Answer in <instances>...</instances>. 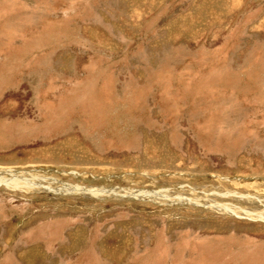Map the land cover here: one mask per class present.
Listing matches in <instances>:
<instances>
[{"label":"rangeland","instance_id":"374dc122","mask_svg":"<svg viewBox=\"0 0 264 264\" xmlns=\"http://www.w3.org/2000/svg\"><path fill=\"white\" fill-rule=\"evenodd\" d=\"M3 170L114 193L1 185L0 264H264V0H0Z\"/></svg>","mask_w":264,"mask_h":264},{"label":"bare ground","instance_id":"6f19581e","mask_svg":"<svg viewBox=\"0 0 264 264\" xmlns=\"http://www.w3.org/2000/svg\"><path fill=\"white\" fill-rule=\"evenodd\" d=\"M43 178L38 177L37 175H33V174H21V173H16L12 170H3L0 171V186L4 185L5 187L11 188V189H15V188H20V189H26V190H30V189H36L38 187H42L45 190L52 192V193H66V192H83L86 191L85 189H82L80 186H72V185H67L64 184L59 188H51V187H46L42 185V180ZM86 192H89L90 194L94 195V196H98L101 194L106 193H114L111 190H98V189H90ZM88 193V194H89ZM131 195L133 196H139L142 195L145 198H151L155 195H157L156 193L153 192H147V191H139L136 193H132ZM140 197V196H139ZM160 198V197H159ZM225 210L229 211L231 210V212L233 213L234 211L230 208V207H224ZM235 213V212H234Z\"/></svg>","mask_w":264,"mask_h":264}]
</instances>
